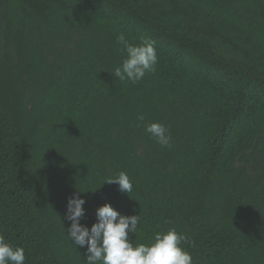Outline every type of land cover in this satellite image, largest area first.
Masks as SVG:
<instances>
[{
	"label": "trees",
	"instance_id": "16d2710c",
	"mask_svg": "<svg viewBox=\"0 0 264 264\" xmlns=\"http://www.w3.org/2000/svg\"><path fill=\"white\" fill-rule=\"evenodd\" d=\"M120 33L156 42L136 83ZM73 194L89 229L139 215L134 246L175 228L192 264H264V0H0V234L24 264H86Z\"/></svg>",
	"mask_w": 264,
	"mask_h": 264
},
{
	"label": "clouds",
	"instance_id": "9594fccd",
	"mask_svg": "<svg viewBox=\"0 0 264 264\" xmlns=\"http://www.w3.org/2000/svg\"><path fill=\"white\" fill-rule=\"evenodd\" d=\"M117 41L122 46L120 51L125 58L112 72L114 77L120 81L136 83L146 73L155 71L158 62L155 40L142 38L141 43L133 44L124 33H120ZM138 119L143 120V115L138 116ZM145 130L160 145L171 146V137L164 124L152 122L146 125ZM105 182L117 183L119 190L127 194L133 191L131 179L123 171L115 177L105 179L103 183ZM84 204L85 200L79 194L69 197L65 219L70 221L67 236L72 243L75 246H87L86 264H192L191 253L181 247L182 242H187V237L178 233L175 228L167 232H156L150 244L140 243L134 246L129 233L136 232L139 215H123L110 203H105L96 209L97 221L89 229L80 223L85 214ZM24 261V248L13 247L0 234V264H24Z\"/></svg>",
	"mask_w": 264,
	"mask_h": 264
}]
</instances>
